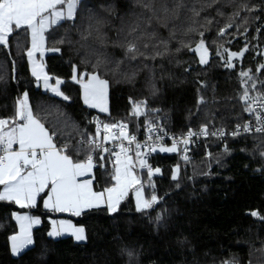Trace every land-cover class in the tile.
<instances>
[{"label":"trees","instance_id":"16d2710c","mask_svg":"<svg viewBox=\"0 0 264 264\" xmlns=\"http://www.w3.org/2000/svg\"><path fill=\"white\" fill-rule=\"evenodd\" d=\"M174 3L80 0L74 20L50 27L44 36L50 52L45 70L51 81H62L67 100L43 91L31 76L28 30H14L8 45H0V118L13 120L17 100L26 92L34 115L55 133L54 143L79 148L85 141L79 154H71L76 161L86 160L91 153L87 139L95 135L90 118L96 112L83 104L73 75L80 79L84 73L85 79L98 72L109 81V114L103 119L127 124L137 137L156 120L176 134L189 127L230 129L243 122L240 72L251 70L258 79L250 94L264 92V70L257 74L264 51V0H183L186 7L179 10V19L170 14L168 27H163V19L158 22L156 17H163L162 8L171 9ZM230 22L233 26L219 35ZM133 36L141 37L138 43L147 58L125 57L120 45ZM201 39L212 53L204 67L191 50ZM245 47L248 51L234 58L233 68L225 66L226 54L217 55L223 48L240 52ZM139 101H146V107L135 116L132 102ZM227 146L221 151L217 143L200 144L187 163L176 152H159L153 164L160 172L151 182L148 173L139 171L145 198L155 194L158 202L138 211L129 192L115 213L95 208L71 217L85 229L82 243L47 235L48 218L54 215L42 209L40 199L29 209L0 201V264H264V136L239 137ZM112 185L108 169L96 167L95 189ZM17 211L39 216L41 224L32 231L34 243L12 255L9 241L17 233L12 214ZM253 211L258 215H251Z\"/></svg>","mask_w":264,"mask_h":264},{"label":"snow or ice","instance_id":"6c2138e0","mask_svg":"<svg viewBox=\"0 0 264 264\" xmlns=\"http://www.w3.org/2000/svg\"><path fill=\"white\" fill-rule=\"evenodd\" d=\"M80 0H0V45L7 46L9 37L14 30L27 28L31 31V49L27 55L33 65V76L37 80L43 76V83L45 88L50 89L57 96H62L63 99H69L64 96L60 90L59 85L61 80L57 79L55 86L49 83L50 77L43 72V69L36 64L33 59L37 52L43 55L42 49L44 47L45 31L65 20H74L75 13ZM66 4V11L64 5ZM58 6L59 10H58ZM186 7L183 0H175L173 8L169 9L167 6L162 8L163 17L157 16L159 22L163 19V27H168V20L171 18L179 19V10ZM246 7V6H245ZM194 15L199 16L200 11L192 8ZM47 13V15H46ZM239 15V12L234 14ZM151 20V18H150ZM211 23V21H209ZM233 26L232 22L228 23L225 28L219 30V35L223 36L228 28ZM133 29L132 32H136ZM132 35V33H129ZM203 33L200 36L203 37ZM139 36H133V39L128 40L125 44L120 45L125 49V57L128 60H135L137 57H146V53L140 50L138 41ZM62 42V41H61ZM163 43V41H162ZM144 48L148 44L143 45ZM165 47L167 45L165 44ZM223 47V46H221ZM52 51H59L54 48ZM192 51L199 54L200 64L208 63L209 49L206 46L205 40L201 39L196 44ZM248 48L245 47L240 52H232L227 48H223V53L217 52L224 58L226 54L225 66L228 68L235 67L233 63L234 58H242ZM160 55V53H156ZM153 59L155 56L152 57ZM122 61L117 62V69ZM264 70V64L260 65L257 71ZM251 70L241 71V86L242 94L240 100L244 103V111L250 115H254L257 122L256 132L264 133V92L253 97L250 95L252 90L256 89V81L253 75H250ZM87 82H84L83 77L77 79L73 75V80L81 84L83 89L84 103L92 108H98L101 112L108 111V86L109 81L101 77L98 72L87 74ZM251 82V83H249ZM201 102H203L201 100ZM133 115L139 116L143 114V109L146 107V101L132 102ZM255 104L254 108L252 105ZM9 124L6 119H0V185H3V191H0V201L9 200L17 204L20 208H34L37 206V198L47 189V198L44 199V207L49 211L67 212L73 216H80L84 210L97 208L102 204H106L109 213H115L121 201L128 195L129 190L141 182L134 174L135 162L133 157L128 153L130 147H126L123 142L117 144L120 151H112L103 144L108 141H127L130 146L135 143V158L139 161L141 168H148L149 182L153 175V170L147 163L146 158H141L142 153L140 149L142 145L137 142L134 135L127 132L128 125L120 123H105L101 125L97 123V131L94 136L87 139V147L90 151L100 149L102 152H110L115 157L114 174L111 179L115 181L113 186L105 188L103 191H95L93 189V182L91 179H81L86 175L92 173L94 168L93 156L87 155L85 161H76L73 159L72 152L79 154L81 148L85 146V141L80 142L79 148L71 144H64L57 146L54 143L53 137L55 133H50L45 125L37 118L29 104L28 93H24L21 98L17 100L16 118L12 121V126L8 131H4V127ZM241 128L244 132L251 131V123H246L242 126L238 125L237 130L232 133L233 136L239 135ZM118 129V132L116 131ZM157 131L152 123H149L148 132L151 134ZM103 132V135H102ZM195 135H220L224 133L212 132L209 133L207 126H203L199 133L189 131L187 137L181 139L173 138L172 146H160L157 148L156 143L163 140L164 134L157 135L155 142L149 146L150 152H168L174 153L179 151L178 145L185 146L184 151H187V145L192 136ZM152 136L149 135V140ZM18 145V149H14L13 145ZM147 145V141H145ZM264 155V153H261ZM185 160L187 156L183 157ZM104 159L103 156L100 157ZM179 168L174 170L173 179L177 178ZM156 173L160 169H155ZM137 210L142 211L151 208L158 202L155 194L150 199H146L143 192V186L135 189ZM253 216L258 213L253 211ZM16 219L20 223V232L17 235L10 237L12 244L13 255L20 254L24 249L34 243L32 238L31 228L33 224H39L38 217H31L28 215H17ZM160 219V217H157ZM264 219V217H261ZM52 231L48 233L49 236H60L69 233L74 236L76 241H85V229L83 227H76L71 221L61 220L59 222L52 221Z\"/></svg>","mask_w":264,"mask_h":264},{"label":"built area","instance_id":"2783aa9c","mask_svg":"<svg viewBox=\"0 0 264 264\" xmlns=\"http://www.w3.org/2000/svg\"><path fill=\"white\" fill-rule=\"evenodd\" d=\"M250 95L255 97L258 94L256 92H253ZM252 106L254 108L256 107L255 104H253ZM243 108H245V105L243 106ZM102 115L103 114L96 112L90 118V120H91L90 123L93 126V129H94L95 133L97 131V123H99L101 125V131H102V125L107 123L103 119ZM245 117L246 118H245V120L243 122L235 123L230 129H218V128H209V127H207L209 133L221 132L222 131L224 133V135L223 136H220V135H216V136H213V135H207V136L195 135V136H192L190 138V140H189V144L187 145V151H184L185 146L183 144H179L178 145L179 151L176 152L178 154L179 160L182 163L189 162L191 160V152H192V150L194 148H196L197 146H199L200 144L213 143L214 142V143H217L219 145V148H220L221 151H224L228 147L227 146L228 142L230 140H232V139H236V138H239V137H246V136H264V133L255 131V128L258 125H257V122L255 120L254 115H250L248 112H245ZM0 119L8 120L6 117H1ZM249 122L251 123V131L244 132L242 130V128H241V131H240L239 135H236V136L232 135V133L237 130V126L238 125L242 126V125H244L246 123H249ZM117 123H120V122H117ZM152 125L155 127V129H157V131H154L151 134L148 132L149 124L145 127L144 133L140 137H137L135 134H133L131 132L129 126L127 127V132L130 135H134L136 137L137 142H139L142 145V148L140 149V151L142 153V157L141 158H146L147 159V163H148V165L151 167V169L153 171L155 169V166L153 164V160H154L155 156L159 152H158V150L156 152H150L149 151V146L153 145L157 135L164 134L163 140H161V141H159L158 143L155 144V146L157 148H159L161 145L162 146H172L173 138L181 139L183 137H187V134H188L189 131H192L194 133H199L201 128H202V127H200V128H191V127H189L183 133L176 134V133H173V132H170V131L164 129L161 126L160 120H156L155 122L152 123ZM6 126L4 127V131H6V128H7ZM116 131L118 132V129ZM102 135H103V132H102ZM149 135L152 136L151 140H149ZM145 141H147V145H145ZM121 142H123L126 147H130L131 150L129 151L128 154L133 157L134 162L138 166V170L141 171V172L148 173V168H141L139 161L136 160V158H135V151H136L135 143H133L132 145L129 146L127 144V141H121V140H118V141H115V142L108 141V142H105L103 144V147H107V148H109L112 151L118 152V151H120V149L117 147V144H119ZM90 154L93 156V163L95 165L94 168L99 167L100 170H104L105 168H107L109 170L110 177H112V175L114 174L115 157L113 155H111L110 152H102L100 149L92 150ZM208 155H209V149L206 148L205 149V156H208ZM101 156L104 157L103 160L100 159ZM184 156H187L188 159L185 160L183 158Z\"/></svg>","mask_w":264,"mask_h":264},{"label":"crops","instance_id":"0c3cea01","mask_svg":"<svg viewBox=\"0 0 264 264\" xmlns=\"http://www.w3.org/2000/svg\"><path fill=\"white\" fill-rule=\"evenodd\" d=\"M46 15H47V13H46ZM26 28V27H25ZM49 29V28H48ZM48 29L45 31V33L48 31ZM28 30V33H29V48H28V51L31 49V31H30V29H27ZM45 33H44V36H45ZM28 51H27V53H28ZM42 52H43V55L41 56V53L40 52H37L35 55H34V57H33V59L36 61V64L37 65H39L42 69H43V72L44 73H46V70H45V64H44V60H45V57H46V55H48L50 52L47 50V49H45V43H44V47H43V49H42ZM26 53V54H27ZM27 56V63H28V68H29V72H30V74H31V76L33 77V78H35L36 79V77L35 76H33V74H32V72H33V65H32V62H31V60L29 59V57H28V55H26ZM47 74V73H46ZM48 75V74H47ZM49 76V75H48ZM50 77V76H49ZM37 80V79H36ZM37 82L39 83V86L41 87V89L42 88H44V90L46 91V92H48V90L49 89H47V88H45V86H44V83H43V76H41V79L40 80H37ZM49 83L51 84V83H54V81H51V77H50V79H49ZM43 90V89H42ZM81 99H82V102H83V104L87 107V108H90V109H93L95 112H98V113H102V114H108V111H109V109H108V111L107 112H101L98 108H92V107H90L89 105H87V104H85L84 103V99H83V94H82V90H81ZM16 107H17V104H16ZM16 118V110H15V116H14V118H13V120ZM13 120H11V121H9V124L6 126L7 128H6V131H8L9 129H10V127L12 126V121ZM13 148L14 149H18V145H13ZM83 161H85V160H83ZM83 161H81V162H83ZM135 167H136V163H135ZM135 170H134V174L137 176V178L139 179V170H137L136 168H134ZM81 179H91L92 180V182H93V189L95 190V191H97L96 189H95V187H94V181H95V168H93V170H92V173L91 174H89V175H86V176H84V177H81ZM113 181V180H112ZM115 183V181H113V184ZM113 186V185H112ZM140 187V184H138V185H135L133 188H131L130 190H129V192H132V194H133V197H134V200H135V205H136V207H137V201H136V195H135V189L136 188H139ZM0 191H3V185H0ZM47 189L45 190V192L44 193H41V195L37 198V202H38V200L40 199V204H41V207H42V209L44 210V211H46V212H48V213H50V214H52V215H54L53 217H49L48 218V221H49V230H48V232H47V235H48V233L50 232V231H52V228H53V225H52V221H57V222H59V221H61V220H68V221H71L72 222V220L70 219L71 217H76V216H73L71 213H67V212H63V213H61V212H55V211H49L48 209H46L45 207H44V199H46L47 198ZM99 192V191H98ZM5 201H9V200H5ZM9 202H12V201H9ZM16 207H18V208H20L17 204H15L14 202H12ZM97 208H107V206H106V204H102V205H100L99 207H97ZM22 209H29V208H22ZM92 209H95V208H92ZM87 210H90V209H86V210H84V212L85 211H87ZM17 215H28V216H30V214L29 213H27V212H15V213H13L12 214V218H13V220H15L16 219V216ZM31 217H38V216H31ZM39 219H40V217H38ZM17 220V219H16ZM18 221V220H17ZM41 224V219H40V223L39 224H33L32 225V228H31V231H32V229H34V228H36V227H38L39 225ZM72 224L73 225H75L73 222H72ZM76 227H81V226H77V225H75ZM16 235V234H15ZM49 236V235H48ZM50 238H52V239H59V238H66V237H69V238H71L74 242H77V243H82V242H84V241H76L75 240V238H74V236H72L71 234H69V233H65V234H62V235H60V236H56V237H53V236H49ZM11 240H10V242H9V246H10V252H11ZM25 250V249H24ZM12 254V253H11Z\"/></svg>","mask_w":264,"mask_h":264},{"label":"rangeland","instance_id":"374dc122","mask_svg":"<svg viewBox=\"0 0 264 264\" xmlns=\"http://www.w3.org/2000/svg\"><path fill=\"white\" fill-rule=\"evenodd\" d=\"M59 7L60 6H58V10H59ZM64 7V9H65V11H66V4L63 6ZM81 78V77H80ZM87 79H88V75H87V77L84 79V77H83V80H84V82H87ZM55 83H56V81H54V83H51L53 86H55ZM80 84V83H79ZM80 86H81V84H80ZM59 87H60V85H59ZM43 89V91H45L44 90V88H42ZM60 90H61V88H60ZM81 90H82V94H83V89H82V87H81ZM48 93L50 94V95H53V96H55V97H59V98H63L62 96H57L56 94H54L50 89L48 90ZM243 106H244V104H243ZM86 107V106H85ZM88 109H90V108H88ZM244 109V108H243ZM90 110H93V109H90ZM94 111V110H93ZM245 112V111H244ZM102 114V113H101ZM108 114H109V111H108ZM108 114H103V116H107ZM91 121V120H90ZM165 147H171V146H165ZM158 152H160V151H158ZM160 153H167V154H173V153H168V152H160ZM175 153V152H174ZM137 170H138V166H137V164H136V167H135ZM135 170V169H134ZM109 171V170H108ZM158 173H156L155 171H153V175H157ZM138 176V175H137ZM109 177H110V175H109ZM110 179H111V177H110ZM111 181H112V179H111ZM113 182V181H112ZM30 216H32L31 214H30ZM33 216H36V215H33ZM39 217V216H38ZM41 219V218H40ZM14 222H15V224H16V227H17V233H16V235L20 232V223L15 219L14 220ZM32 231H33V229H32ZM31 231V232H32ZM10 242V241H9ZM31 246V245H30ZM30 246H28V247H30ZM27 247V248H28ZM11 248H12V245H11ZM26 248V249H27ZM11 253H12V250H11ZM12 255H13V253H12Z\"/></svg>","mask_w":264,"mask_h":264},{"label":"water","instance_id":"95a60500","mask_svg":"<svg viewBox=\"0 0 264 264\" xmlns=\"http://www.w3.org/2000/svg\"><path fill=\"white\" fill-rule=\"evenodd\" d=\"M194 48H195V47H194ZM194 48H193V49H194ZM193 53H194V55H195V58H196V60H197L198 65H199L200 67H204L205 65H208V64L210 63L211 59H212V53L209 51V52H208V63L202 65V64H200V62H199V54H197V53L194 52V51H193ZM81 77H84V73L82 74ZM198 103H200V99L198 100Z\"/></svg>","mask_w":264,"mask_h":264},{"label":"flooded vegetation","instance_id":"af4514ba","mask_svg":"<svg viewBox=\"0 0 264 264\" xmlns=\"http://www.w3.org/2000/svg\"><path fill=\"white\" fill-rule=\"evenodd\" d=\"M261 60H262V64H264L263 63V59H264V51L261 53ZM260 67V64L258 65V67H257V69ZM259 72L257 71V74H258ZM250 75H252V74H250ZM253 77H254V79H255V81L257 82L258 81V79L253 75Z\"/></svg>","mask_w":264,"mask_h":264}]
</instances>
